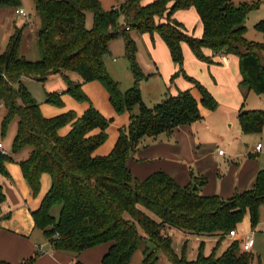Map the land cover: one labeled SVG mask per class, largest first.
I'll return each mask as SVG.
<instances>
[{"label": "trees", "instance_id": "trees-1", "mask_svg": "<svg viewBox=\"0 0 264 264\" xmlns=\"http://www.w3.org/2000/svg\"><path fill=\"white\" fill-rule=\"evenodd\" d=\"M143 1L125 0L118 8L104 10L99 0H35L43 20L38 32L41 59L30 61L19 55L21 32L11 38L7 52L0 57V106L6 109L3 129L18 119L11 154L31 149L20 166L35 194L43 174L52 178L50 191L33 214L36 227L44 231L53 249L59 251L80 254L109 244L103 264H131L138 250L144 256L141 264H156L161 250L170 256L173 264H251L250 255L240 250L237 239L221 254L219 250L247 212L252 228L257 227L259 210L264 205V170L258 173L252 189L227 200L202 196L194 186L182 188L162 171L142 182L133 178L127 162L142 140L171 133L198 121L201 115L189 90L168 96L153 108L142 105L139 82L144 75L136 63V46L128 32L159 34L181 73L199 88L202 104L214 109L217 102L211 94L183 71L182 44L187 43L201 61L209 60L205 49L215 55L238 56L241 86L264 95V44L250 42L245 37L247 17L259 5L236 6L231 0H156L149 4ZM20 5L21 0H0V9ZM190 8H195L201 18V38L188 36L178 22L158 21L164 16L170 18L177 10ZM88 12L94 15L92 29L86 27ZM256 28L264 34V20ZM121 32L135 76L134 87L126 93L111 79L105 64L110 43ZM68 73L78 74L82 83L73 84ZM59 74L67 80L68 93L78 100H89L82 87L98 81L108 91L110 103L118 114L142 105L141 113L130 118L128 132H121L108 156L94 155L107 139L105 130L109 122L93 106L80 117L65 114L48 119L23 83L25 78L45 82ZM47 102L61 101L58 94H48ZM239 122L245 134H259L264 128V111H242ZM69 124L70 133L60 136V129ZM98 128L103 132L91 136ZM11 160L10 155L0 153V174L7 173L6 163ZM5 201L0 182V214ZM57 206L60 213L55 218L52 211ZM166 228L219 240L210 255L204 254L201 244L197 259L188 261L184 255L179 258L174 254L172 238L164 233ZM0 264L6 263L0 261Z\"/></svg>", "mask_w": 264, "mask_h": 264}, {"label": "crops", "instance_id": "crops-1", "mask_svg": "<svg viewBox=\"0 0 264 264\" xmlns=\"http://www.w3.org/2000/svg\"><path fill=\"white\" fill-rule=\"evenodd\" d=\"M118 7L120 5L111 8ZM24 21L26 24L29 23V20ZM163 43L162 39L158 40L150 50L157 68L161 70L165 80H168L176 68L171 62L168 47ZM204 53L209 60L199 61L189 48L184 46L187 63L201 72L199 75L192 72V76L206 85L217 106L214 109L205 107L202 104V95L192 89V85L186 80L178 79L177 87L171 94L176 96L180 91L190 89L199 105L201 119L181 126L171 133L145 139L144 145L147 146L145 152L140 153L141 162L133 160L127 166L141 181L162 171L182 188L194 186L202 196H219L227 200L252 189L258 173L264 170V128L259 134H245L239 122V114L242 111H264V95H257L252 91L245 95V88L241 86L242 75L238 56L215 55L209 49H205ZM74 80L77 81L79 78L74 77ZM28 82L43 83L35 79H23L25 86ZM83 90L101 114L105 117L118 118L110 103L109 93L100 82L87 83L83 85ZM253 93L259 100L252 96ZM166 98L167 95L164 100ZM84 105L86 108L76 113L77 117L82 116L89 108L88 103ZM40 109L45 118L50 119L58 115L46 105H41ZM68 126L71 130V125ZM90 135L94 136L97 133ZM116 138L111 141L112 136L108 133L105 148L103 146L98 148L94 155L106 156L116 144ZM258 144L262 145L260 151L256 150ZM3 145L9 150L8 145L4 143ZM219 151H224V154L220 155ZM30 152L31 149L27 157ZM6 170V174H0V182L6 196L0 214V261L6 264H23L25 261H31L30 264H103V258L110 248L109 244L99 245L80 254L59 251L53 249L44 231L36 227L33 214L40 209L51 189L50 175L41 176L39 191L35 194L24 177L19 162L14 159L7 162ZM257 232L264 235V221L259 222L254 231L243 236V243L247 238H254L252 250L256 247ZM164 233L172 238L173 245L184 249L182 253L188 261L197 259L201 244H204V254L210 255L219 240L216 237L192 236L174 228H166ZM239 238L240 235L238 238L229 239L234 241ZM38 247H42L45 253L37 255ZM226 247L227 245L223 243L219 253L221 254ZM137 255L140 257L135 263L139 264L143 261V252L142 255L140 253ZM135 258L136 254L133 259Z\"/></svg>", "mask_w": 264, "mask_h": 264}, {"label": "rangeland", "instance_id": "rangeland-1", "mask_svg": "<svg viewBox=\"0 0 264 264\" xmlns=\"http://www.w3.org/2000/svg\"><path fill=\"white\" fill-rule=\"evenodd\" d=\"M99 1L104 10H109L112 6H119V5L121 6L125 2V0H99ZM154 1L156 0H144L143 3L149 4ZM231 2L236 6H239L241 4L259 5L258 8L251 11L247 17V21H246L247 34L245 37L250 42L264 44V34L259 30H257L256 28V25L264 20V0H231ZM17 9H23L27 12V14L30 17L28 18L29 20L28 24H26L24 21L26 20V18L22 17L21 15H16ZM158 21L161 23L178 22L181 24L183 30L188 34V36L195 38H201L203 36V24L195 8L177 10L173 13V15L170 18L164 16L162 19H159ZM93 25H94V15L92 12H88L86 19V27L88 29H92ZM42 26H43V20L41 15L37 11L35 0H21V5L18 8H11L7 6L2 7L0 9V57L7 52L11 38L15 36L17 32H21V46H20L19 55L31 61L40 60L41 52L38 42V32L42 28ZM123 28L124 27H122L121 30H123ZM128 35L129 38L133 41L134 45L136 46V63L138 64L144 75V77L140 79L139 82V88L141 92L143 106L147 108H153L155 105L163 102L164 97L166 95L167 97L172 95L171 94L172 91L175 90L177 87L178 79L181 78L186 80L189 84H191L193 87L192 89L197 90L201 94L199 88L195 87L193 83H191L186 77H184L183 73H181V68L172 60V58H171V62L174 64L176 70L170 79L165 80L161 70L157 68L154 60V55H152V52L150 50L151 47L154 46L155 42L162 39L159 34L154 33L153 35H151L149 33H142L137 30H132L128 32ZM163 44H165V42ZM165 46L167 45L165 44ZM184 46H187L189 48V51L192 52L189 45L187 43H183L182 44L183 53H184ZM109 50L110 53L105 58L107 71L111 79L119 84V88L121 92L126 93L128 90L134 87L135 76L131 68V63L128 57L126 56V39L123 32H121V35H119L110 43ZM183 71L188 78H192L193 80L198 82L199 85H201L209 93V90L206 87V85L203 84L195 76H192L191 74L192 72L198 75L201 72H199L198 69L191 66L190 63H187L185 59V54H184ZM67 77L73 84L82 83V80L80 81V77L76 73H68ZM74 77L79 78V80L77 81L74 80ZM26 87L28 88L34 99H36L37 103L40 106L41 105L48 106L49 110L54 111V114H58L56 117L65 114L77 115L76 113H80L81 111H83L84 108H86V106L84 105L85 103L89 104V108L86 111H88L90 107L93 106L91 100H78L76 97L68 93V83L64 75L62 74L55 75L51 79L49 77L42 84H35L32 82H28L26 84ZM189 91L191 92L190 89ZM244 91L246 95L248 93V90L244 89ZM83 92L85 93L84 90ZM48 94H58L61 102L59 104L48 103L47 102ZM252 96L258 99V97L254 93ZM142 105L137 104L131 110H125L121 114L117 113L118 118L105 117L103 114H101L100 111H98L94 106L93 107L101 114L103 118H105L109 122V126L105 130L107 134V138L109 133L112 136L111 141H113V139L117 137L116 138V143H117L121 132H125V133L128 132L130 118L132 116H137L141 113ZM5 115H6V109L0 106V142L8 145L9 151L11 152L13 150V144L18 133V119H14L4 130L2 127V123ZM102 132H103L102 129L98 128L93 130L91 133L92 134L97 133V135H99ZM69 133H70V129L68 125L64 126L59 131V134L62 137H66ZM105 142L100 147L103 146V148H105ZM115 145L110 150V152H108L106 156H108L113 151ZM253 145L255 146V144ZM146 146L147 144L144 145V140H142L135 147L134 152L130 155L127 165L129 162L133 160L137 162H141L140 153L145 152ZM29 149L30 148H25L20 152L10 154V157L15 161L21 163L22 161H24L23 159H25L29 154ZM133 178L139 182H142L137 178L135 174H133ZM52 213L56 218H58L60 213V207L58 206L55 207ZM261 221H264V205H262L259 210V222ZM236 230L240 235V238L237 240L239 241V248L242 251L244 244L243 236L255 230L252 228L251 217L249 212L245 214L243 221L237 225ZM256 235H257L256 247L254 248V250H252V253L249 252L247 254H249L251 257V264H264V235L262 232L260 233L257 232ZM231 242L233 241L227 238L224 244L228 246ZM171 249L173 250L174 254L177 255L179 258L183 257L182 251L184 249L183 248L179 249L177 246L173 245V240H172ZM139 253L142 255V250H138L135 253L136 258L135 259L132 258L133 261V262L131 261L132 264L137 263L138 258L140 257L139 255H137ZM141 263L142 261L139 264ZM156 264H173V262L170 256L166 252L161 250L160 252H158V261Z\"/></svg>", "mask_w": 264, "mask_h": 264}, {"label": "built area", "instance_id": "built-area-1", "mask_svg": "<svg viewBox=\"0 0 264 264\" xmlns=\"http://www.w3.org/2000/svg\"><path fill=\"white\" fill-rule=\"evenodd\" d=\"M16 14L17 15H21L22 17L26 18V20H28V18H29V15L23 9H17L16 10ZM261 148H262V145L261 144H258L257 147H256V150L257 151H260ZM0 153L2 155H4V156H9L11 154L10 151L5 148V146L3 145V143H0ZM219 154L220 155H223L224 154V151H219ZM238 236L239 235H238L237 231L234 230V231H231L230 232L228 238L235 239V238H238ZM253 246H254V238L253 237L247 238L244 241L242 252L243 253H249V252H251ZM38 252L40 254L41 253H45V251L42 249V247H38Z\"/></svg>", "mask_w": 264, "mask_h": 264}]
</instances>
